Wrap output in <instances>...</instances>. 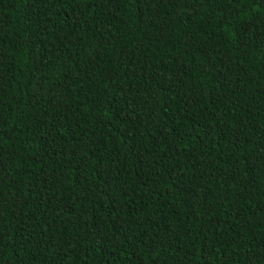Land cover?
Listing matches in <instances>:
<instances>
[{
  "label": "trees",
  "instance_id": "obj_1",
  "mask_svg": "<svg viewBox=\"0 0 264 264\" xmlns=\"http://www.w3.org/2000/svg\"><path fill=\"white\" fill-rule=\"evenodd\" d=\"M0 264H264V0H0Z\"/></svg>",
  "mask_w": 264,
  "mask_h": 264
}]
</instances>
